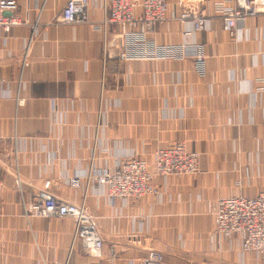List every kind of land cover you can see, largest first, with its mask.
Segmentation results:
<instances>
[{
	"label": "crops",
	"instance_id": "crops-1",
	"mask_svg": "<svg viewBox=\"0 0 264 264\" xmlns=\"http://www.w3.org/2000/svg\"><path fill=\"white\" fill-rule=\"evenodd\" d=\"M66 1L17 0L21 22L0 29V264H263L238 236L216 235L210 208L264 190V12L238 22L236 38L215 13L222 0L199 3L205 30L176 19L157 26V43L201 46L200 75L194 47L183 59L105 55L101 32L56 21ZM168 3L176 14V0ZM104 14L90 0V18ZM177 137L200 153L199 171L155 176V195L112 199L87 177L126 156L150 162ZM45 180L95 216L100 257L73 244L71 218L26 215L24 201ZM149 249L164 262H147Z\"/></svg>",
	"mask_w": 264,
	"mask_h": 264
},
{
	"label": "built area",
	"instance_id": "built-area-1",
	"mask_svg": "<svg viewBox=\"0 0 264 264\" xmlns=\"http://www.w3.org/2000/svg\"><path fill=\"white\" fill-rule=\"evenodd\" d=\"M101 1L105 14L100 20L90 18V0H67L56 21L71 26L85 24L89 30L101 32L105 55L115 48L120 62L183 59L187 48L194 47V68L200 75L203 74L206 55L198 43L160 44L151 36L157 26L170 19L188 23L195 31L207 29L209 17L198 9L202 0H176V14L170 11L168 0ZM16 7L17 0H0V29L4 32L21 22L14 14ZM214 8L222 20V30L230 38H236L238 22L264 12V0H222L216 2ZM198 158V151L187 149L186 142L179 139L168 147L157 148L152 162L126 156L112 167L92 168L87 177L103 186L109 198L126 202L156 193L152 184L154 175L166 177L194 172ZM16 183L20 185L19 180ZM50 183V180H45L33 199L24 201L26 215L71 218L74 222L73 244L87 255L100 257L103 238L88 207L55 196L49 190ZM210 212L214 216L217 236H238L242 252L257 253L264 258V190L253 196L238 194L222 197ZM162 258L157 251H149L146 260L160 262ZM103 264H114V258H106Z\"/></svg>",
	"mask_w": 264,
	"mask_h": 264
},
{
	"label": "rangeland",
	"instance_id": "rangeland-1",
	"mask_svg": "<svg viewBox=\"0 0 264 264\" xmlns=\"http://www.w3.org/2000/svg\"><path fill=\"white\" fill-rule=\"evenodd\" d=\"M120 62V61H119ZM124 62V61H123ZM122 63V62H121ZM179 139H181V138H176L174 141H172L171 143H173V142H176L177 140H179ZM171 143H169L168 145H166V146H163V147H168V146H170L171 145ZM159 148V147H158ZM186 148L187 149H189V150H193V151H197V150H195V149H190L188 146H187V144H186ZM157 149V148H156ZM155 149V150H156ZM154 150V151H155ZM154 151H153V153H152V155H154ZM199 153V152H198ZM199 158H200V153H199ZM199 158H198V161H197V166H196V170L194 171V172H190V173H184V174H194V173H197L198 171H199ZM151 162H152V160H151ZM184 174H170V175H168V176H171V175H184ZM155 176H159V175H154L153 177H152V184H153V178L155 177ZM168 176H166V177H168ZM159 177H161V176H159ZM166 177H162V178H166ZM154 185V187H155V189H156V193L158 192V189H157V187L155 186V184H153ZM156 193H152V194H149V195H155ZM220 199V198H219ZM134 200H138V199H134ZM218 200V199H217ZM216 203V202H215ZM215 205V204H214ZM211 209V208H210ZM89 210V209H88ZM89 213L91 214V216L92 217H94V220H95V216L89 211ZM95 222H96V220H95ZM97 224V223H96ZM214 232H215V225H214ZM217 235V234H216ZM149 251H154V252H158V253H160L161 254V256L163 257V254L160 252V251H158V250H155V249H149L148 251H147V254H146V259H147V256H148V254H149ZM145 259V260H146ZM106 260V259H105ZM105 260H104V262H105ZM147 261V260H146ZM260 261H261V263H263L264 264V259L262 260V259H260ZM147 262H149V261H147ZM156 262V261H155ZM162 262H164V257L162 258V261H160V262H156V263H162Z\"/></svg>",
	"mask_w": 264,
	"mask_h": 264
}]
</instances>
